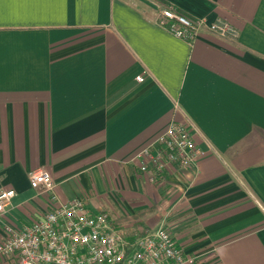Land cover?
<instances>
[{
	"label": "crops",
	"instance_id": "crops-1",
	"mask_svg": "<svg viewBox=\"0 0 264 264\" xmlns=\"http://www.w3.org/2000/svg\"><path fill=\"white\" fill-rule=\"evenodd\" d=\"M169 5L237 36L179 37L160 23ZM173 121L204 156L155 178L136 156ZM40 167L57 202L166 226L197 264H264V0H5L0 188L17 195L0 241L56 205L30 185Z\"/></svg>",
	"mask_w": 264,
	"mask_h": 264
},
{
	"label": "built area",
	"instance_id": "built-area-1",
	"mask_svg": "<svg viewBox=\"0 0 264 264\" xmlns=\"http://www.w3.org/2000/svg\"><path fill=\"white\" fill-rule=\"evenodd\" d=\"M160 23L190 41L206 27L223 37L237 36L227 22L207 25L205 19L189 17L174 5L162 10ZM203 156L191 123L173 121L136 158L141 160V170L156 178L173 166H196ZM29 182L56 205L39 221L22 227L4 225L0 256L10 258V264H197L166 226L127 228L114 222L108 212L93 210L82 197L57 202L56 182L44 167L31 170ZM16 195L15 189L0 188V213L12 206Z\"/></svg>",
	"mask_w": 264,
	"mask_h": 264
},
{
	"label": "snow or ice",
	"instance_id": "snow-or-ice-1",
	"mask_svg": "<svg viewBox=\"0 0 264 264\" xmlns=\"http://www.w3.org/2000/svg\"><path fill=\"white\" fill-rule=\"evenodd\" d=\"M5 3V0H0V8L3 7V4Z\"/></svg>",
	"mask_w": 264,
	"mask_h": 264
}]
</instances>
